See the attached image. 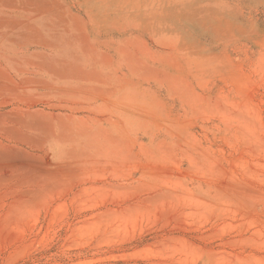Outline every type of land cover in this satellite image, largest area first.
Listing matches in <instances>:
<instances>
[{
	"label": "rangeland",
	"instance_id": "rangeland-1",
	"mask_svg": "<svg viewBox=\"0 0 264 264\" xmlns=\"http://www.w3.org/2000/svg\"><path fill=\"white\" fill-rule=\"evenodd\" d=\"M0 264H264V0H0Z\"/></svg>",
	"mask_w": 264,
	"mask_h": 264
}]
</instances>
